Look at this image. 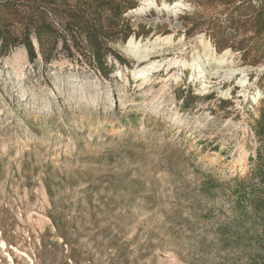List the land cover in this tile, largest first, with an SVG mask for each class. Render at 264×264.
Returning a JSON list of instances; mask_svg holds the SVG:
<instances>
[{
	"label": "rangeland",
	"instance_id": "1",
	"mask_svg": "<svg viewBox=\"0 0 264 264\" xmlns=\"http://www.w3.org/2000/svg\"><path fill=\"white\" fill-rule=\"evenodd\" d=\"M263 114L264 0H0V264H264Z\"/></svg>",
	"mask_w": 264,
	"mask_h": 264
},
{
	"label": "bare ground",
	"instance_id": "2",
	"mask_svg": "<svg viewBox=\"0 0 264 264\" xmlns=\"http://www.w3.org/2000/svg\"><path fill=\"white\" fill-rule=\"evenodd\" d=\"M180 5H181V3H177V4H175V6H173V8L180 6ZM167 39H168V37H164L161 40L165 41ZM199 41H200V45H202V47L204 49V51L202 53H198L196 55V57L195 56L193 58L191 57L192 58L191 61L184 59V58L173 59V60L169 61V64L175 65L176 67H184L185 69L190 70L192 72L191 73L192 80H200L201 81V87H202V89H205V90L209 87V83H210L207 81V79L209 78V76H207V72L209 73L208 67H211V70H213V71L215 70L214 73H210L211 75H213L215 73L220 74V72L221 73L222 72L232 73V74L240 72L241 68L240 69H238V68L237 69H234V68L229 69L230 66L226 62L227 61L226 56H228L230 54V51L227 50L223 54H218L212 48V45L210 44V42L205 39V37H201ZM128 44L129 45L134 44V40L131 39ZM139 45L135 44L133 46L134 50H135V55L136 56L138 55L139 62L146 61V59H150L151 58V52L150 51L147 52V49L143 50V48L141 50V47H140L141 45L140 46ZM164 62H166V61H163V62L153 61L147 65L138 66L137 69L133 71V76L135 78H140V80H141V81L139 80L141 82L140 84H144L145 82L151 81L152 76H153L152 75L153 71L155 69H158L159 67H161L164 64ZM241 72L243 73V70H241ZM212 77L213 76H211V79H212ZM240 81L243 84L246 83V80H244V78H241ZM258 94H260V92Z\"/></svg>",
	"mask_w": 264,
	"mask_h": 264
},
{
	"label": "trees",
	"instance_id": "3",
	"mask_svg": "<svg viewBox=\"0 0 264 264\" xmlns=\"http://www.w3.org/2000/svg\"><path fill=\"white\" fill-rule=\"evenodd\" d=\"M22 43L24 44V46H26V48H27V50L29 51L30 55H31L32 57H34V56H35V55H34V51H33L34 49H33V46H32V44H31L30 40H29V37H27L26 41H25V42H22ZM10 44H13V43H10ZM40 46H41V48H42V43H41V42H40ZM41 50H42V49H41ZM258 123H259L260 126H261V134L264 135V114L261 116V119L259 120ZM258 157H259V158L262 157L261 153H259V152H258ZM257 169H258V170H261V166H258Z\"/></svg>",
	"mask_w": 264,
	"mask_h": 264
}]
</instances>
